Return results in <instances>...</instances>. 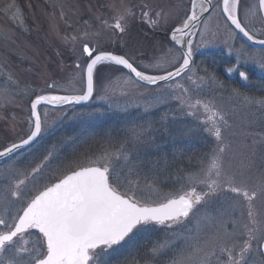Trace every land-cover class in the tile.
I'll return each instance as SVG.
<instances>
[{
    "label": "rangeland",
    "instance_id": "rangeland-1",
    "mask_svg": "<svg viewBox=\"0 0 264 264\" xmlns=\"http://www.w3.org/2000/svg\"><path fill=\"white\" fill-rule=\"evenodd\" d=\"M212 4L216 7L202 19L193 38L192 70L177 79L182 87L176 81L147 87L118 74L111 84L98 86L84 107L39 108L42 132L37 141L14 158L0 162V203L13 182L9 169L30 170L33 161L39 163L49 152L51 163L41 183L78 160L106 152L118 171L130 174L129 178L153 198L158 193L161 197L183 194L189 175L202 176L201 169L211 165L218 141L206 129L214 125L221 127L227 167L243 173L250 186L257 185L264 177L261 50L250 49L235 31L230 37L221 0H212ZM257 4L258 0H247L245 9L250 11L245 22L257 39H262L264 24ZM190 6L191 0H0V148L18 142L21 136L26 138L33 93L82 94L84 79L75 65L82 59L84 42L103 51L126 54L148 74H159L158 69L149 67L158 60L172 70L180 51L168 36L190 12ZM129 9L134 16L125 17L126 31L120 33L113 25ZM144 12L151 19L143 17ZM156 13L164 15L161 18ZM229 46H243L255 54L257 62L248 61L241 68L248 73V80L239 81L238 74L225 71L236 62V53L230 55ZM53 83L56 87L48 88ZM221 115L227 126L219 121ZM206 191L207 186L197 185V193ZM197 207L199 211L182 226L150 230L116 259L120 264H153L142 257L161 254L160 264H173L181 253L194 259L206 253L208 258L214 256L209 246L217 234L232 233L239 243L247 238L241 235L246 219L241 222L240 212L231 207L223 192L207 197ZM256 207L264 210V200L258 199ZM197 242L203 251L189 248ZM174 249L175 258L170 257ZM214 251L218 254L215 261L225 264L227 257L219 249Z\"/></svg>",
    "mask_w": 264,
    "mask_h": 264
},
{
    "label": "snow or ice",
    "instance_id": "snow-or-ice-1",
    "mask_svg": "<svg viewBox=\"0 0 264 264\" xmlns=\"http://www.w3.org/2000/svg\"><path fill=\"white\" fill-rule=\"evenodd\" d=\"M246 4L247 0H222V14L229 22L230 37L238 30L249 41L260 45L258 63L264 69V38L257 39L256 33L245 22L250 11L245 9ZM215 7L212 0H202L199 4L197 0H191L190 12L185 14L179 26L174 25L171 29V40L181 47L178 63L171 65L172 70L164 67L162 60L149 66L158 69L159 74L141 70L126 54L103 51L84 42L80 50L82 59L75 65L80 69L82 79H86L82 94L33 93L35 98L30 103L29 132L25 134L26 138L21 136L18 142L13 141L0 148V160L14 158L19 150L37 141L42 132L38 111L42 103L60 107L88 101L98 86L103 87L105 82L111 84L118 74L126 75L131 83L143 82L162 87L176 81L177 86L182 87L177 78L192 70L193 38L197 35V24L205 13ZM256 10L264 19V0H258ZM142 15L149 17L148 12ZM155 15L162 18L164 14ZM128 16H134L130 9L117 17L114 29L124 33L125 17ZM233 52L236 53V62L225 71L248 80V73L241 68L248 61L257 62L255 54L243 46L240 49L229 46V54ZM208 78L214 79V76ZM55 87L54 83L48 85L50 89ZM183 91L187 92V89ZM164 95L161 94V99ZM260 103L264 105V101ZM218 119L227 126L222 115ZM206 130L218 141L211 153V165L201 169L202 176L200 173L189 175V183L183 186L187 190H183V194L168 193L161 197L158 193L153 198L129 178L130 174L118 171L109 162L106 152L58 170V174L48 177L45 183L40 181L44 180L45 171L51 163V152L44 155L39 163L33 161L34 166L30 170L21 172L11 167L9 172L13 182L8 196L0 203V264H120L116 257L122 255L125 249L134 248L138 236L150 230L159 232L182 226L199 211L197 205L218 192H223L231 201V207L240 212L241 222L246 219L245 232L241 235L247 238L239 243L232 233L217 234L210 242L211 254L215 255L214 250L219 249L227 257L225 264H248L246 256L254 243L264 254V210L256 207L258 199L264 200V177L257 185L250 186L243 179V173L231 171L225 159L226 145L221 127L214 125ZM197 185L207 186L208 191L197 193ZM33 234L37 240L29 247L25 238ZM229 240H233L230 245ZM193 247L197 252L203 251L199 242L189 245L190 249ZM173 264H210V261L207 253L204 258L197 259L188 253H181Z\"/></svg>",
    "mask_w": 264,
    "mask_h": 264
},
{
    "label": "flooded vegetation",
    "instance_id": "flooded-vegetation-1",
    "mask_svg": "<svg viewBox=\"0 0 264 264\" xmlns=\"http://www.w3.org/2000/svg\"><path fill=\"white\" fill-rule=\"evenodd\" d=\"M260 17H261V15H260ZM262 22H263V20H262ZM263 24H264V22H263ZM237 36H238L239 40L241 42H243L242 39L240 38V36L238 34H237ZM244 44L246 46H248L250 49H255V48H252L251 46L247 45L246 43H244ZM255 50H261V49H255ZM239 81H243V79L242 80L239 79ZM25 239L27 241H29L28 246L31 247L32 246V243L37 240V236L35 234H33L31 237H26ZM170 252H171L170 257H173V258L177 257V251L175 249L172 250V251L170 250ZM140 254H143V252L140 253ZM140 254H138V255H140ZM217 256H218V254L217 255H214V256H209V258H208V255H207V259H210L209 260L210 261V264H218V261H215V259L217 258ZM225 256L226 255H223V257H225ZM204 257H205V255L198 256V258H204ZM142 258L146 259L145 261L152 262L153 264H160L161 263V261H160L161 254H156L154 256H145V257H142ZM246 258L248 260V264H264V254H262V250L259 249V247L255 243L253 244L252 249L249 251V253L247 254Z\"/></svg>",
    "mask_w": 264,
    "mask_h": 264
},
{
    "label": "water",
    "instance_id": "water-1",
    "mask_svg": "<svg viewBox=\"0 0 264 264\" xmlns=\"http://www.w3.org/2000/svg\"><path fill=\"white\" fill-rule=\"evenodd\" d=\"M202 2V0H197V3L199 4V3H201ZM221 9H222V0H221ZM190 10H191V6H190ZM221 12H222V10H221ZM208 13H205L202 17H201V21H202V19L207 15ZM223 15V14H222ZM223 17H224V15H223ZM225 18V17H224ZM225 20H226V18H225ZM263 20V22H264V19H262ZM227 21V20H226ZM228 22V21H227ZM199 24L200 23H198L197 24V28H198V26H199ZM228 24H229V22H228ZM197 28L195 29V30H197ZM236 32H237V34L240 36V38L246 43V44H248L249 46H251L252 48H257V49H259L260 48V45L258 44V43H255L254 41H249L248 39H247V37H245V36H243V34L242 33H240L238 30H235ZM177 38L179 39L180 38V36H179V34H178V36H177ZM168 40H169V42L171 43V44H173L179 51H180V53H181V47H180V45L179 44H176L174 41H172L171 40V32L169 33V36H168ZM194 58V57H193ZM192 66V65H191ZM178 78H180V77H178ZM177 78V79H178ZM139 84H141V85H144V86H147V87H156V86H153V85H148V84H145V83H143V82H139ZM86 88V79H84V89ZM44 95H60V94H44ZM64 95H67V94H64ZM90 100H91V98L88 100V101H85V102H82V103H80V104H65V105H63V106H60V107H53L52 105H50V104H47V103H42L40 106H38V110H39V108H41V107H47V108H51V109H62V108H66V107H69V106H84V105H87L89 102H90ZM31 103V102H30ZM29 108H30V105H29ZM38 139V138H37ZM34 144V143H33ZM32 144V145H33ZM31 145V146H32ZM31 146H25L22 150H19L17 153H19V152H22L23 150H26L27 148H29V147H31ZM0 161H3V160H0Z\"/></svg>",
    "mask_w": 264,
    "mask_h": 264
}]
</instances>
